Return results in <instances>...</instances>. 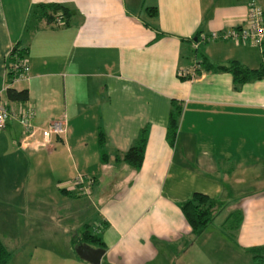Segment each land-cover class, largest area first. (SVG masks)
Segmentation results:
<instances>
[{
  "label": "crops",
  "instance_id": "0c3cea01",
  "mask_svg": "<svg viewBox=\"0 0 264 264\" xmlns=\"http://www.w3.org/2000/svg\"><path fill=\"white\" fill-rule=\"evenodd\" d=\"M256 1L264 10V0ZM47 2L67 6V21H28L33 6ZM248 2L0 0V102L7 55L18 47L27 53L28 78L11 85L28 90L33 124L65 121V132L38 149L20 145L16 121L0 129L8 264H92L76 253V225H92L101 237L100 264H264V249L249 250L264 248V77L235 88L231 73L202 64L205 57L257 68L264 52L234 40L192 44L242 24ZM192 65L193 77H179ZM173 101L182 111L171 145ZM141 129V166L115 160ZM79 172L89 180L73 187ZM195 192L225 203L219 225L230 212L241 214L231 238L211 223L192 240L179 204ZM87 207L94 221H77Z\"/></svg>",
  "mask_w": 264,
  "mask_h": 264
},
{
  "label": "trees",
  "instance_id": "16d2710c",
  "mask_svg": "<svg viewBox=\"0 0 264 264\" xmlns=\"http://www.w3.org/2000/svg\"><path fill=\"white\" fill-rule=\"evenodd\" d=\"M152 9L155 8L153 7ZM69 14L70 9L63 4L56 2L38 3L31 9L28 21H37L35 26L38 25V22L40 23L41 21H46L47 23L52 24L57 16L61 17L64 21H67V17L69 16ZM25 54L26 52L24 51V49L13 47V50L11 51L10 55H8L7 62L5 64L7 83L10 84L5 88L6 104L14 108L24 106L28 101V90L26 88L17 89L11 85V79L13 75L11 64L14 60H16L17 57L22 58L25 56ZM202 64L205 70L227 71L231 73L233 85L235 88H239L246 82L264 77L263 64H261L257 68L246 67L236 60H232L228 64H214L207 60L205 57L202 58ZM12 104H15V106H12ZM181 111V105L173 101L172 108L169 114L166 133L167 139L171 145L174 143L177 134ZM146 140V130L141 129L136 140L129 146L126 151L121 154H116L115 160L123 161L133 166L134 168H139L143 161ZM105 141V134L101 129H99L98 143L101 149L104 147ZM102 157L103 159L107 160V154L104 151L102 153ZM179 205L187 223L191 228V235L193 240L200 236L207 228V226H209V224L213 222L215 216L223 210L225 203L204 193L195 192L190 198L184 200ZM241 219L242 216L238 211L230 212L222 222V226L226 225L229 231L234 232L241 222ZM224 233L226 234V232ZM228 236L232 237L233 235L229 234ZM72 243L75 248L79 244H90L92 246H97L100 248L104 247L101 237L94 230L92 231L88 227H85L80 232L76 233L73 236ZM263 249V247H254L249 250L262 251ZM10 257V250L0 239V264H8Z\"/></svg>",
  "mask_w": 264,
  "mask_h": 264
},
{
  "label": "built area",
  "instance_id": "2783aa9c",
  "mask_svg": "<svg viewBox=\"0 0 264 264\" xmlns=\"http://www.w3.org/2000/svg\"><path fill=\"white\" fill-rule=\"evenodd\" d=\"M64 20L57 16L53 22L55 25H62ZM209 40H234L241 43H251L259 47L263 53L264 44V10L256 0H249L244 22L237 27L223 31H212L210 34H203L192 41L193 47L197 48L200 42ZM13 48L9 51L10 55ZM7 55V57H8ZM13 72L11 83L28 78L27 53L22 58H16L11 64ZM196 74L194 65L178 70L179 77L191 78ZM10 85L6 83L5 88ZM35 110L32 105L26 104L17 108L10 107L4 102H0V129H4L10 121H16L22 128V138L20 145L24 148L38 149L45 147L49 143L52 135H62L65 132V121L56 120L46 127L33 124ZM73 187H84V176L77 175L73 182Z\"/></svg>",
  "mask_w": 264,
  "mask_h": 264
},
{
  "label": "rangeland",
  "instance_id": "374dc122",
  "mask_svg": "<svg viewBox=\"0 0 264 264\" xmlns=\"http://www.w3.org/2000/svg\"><path fill=\"white\" fill-rule=\"evenodd\" d=\"M77 175H83L81 172H79V173H76ZM89 179L86 177H84V182H86V184H87V181H88ZM83 197H85L84 195H83ZM95 210H94V208L92 209V208H89V207H87L84 211H78L77 210V213H78V215L76 216L77 217V221H80V220H84V222H86L87 220H90L89 219V217H92V221H94V219L96 218V215H95V212H94ZM222 213L220 212V213H218L216 216H215V218H214V220H213V222L212 223H214L213 225H214V227L217 229L216 230V232H219V233H221V232H226V234H231V235H233V232H231V231H229V229L227 228V226L225 225V226H222V224L221 225H219V221H221L222 220ZM71 220H74V217H71ZM90 227H89V229L90 230H93L92 228V225H89ZM92 227V228H91ZM78 229H80V230H82V229H84L83 227H81L80 225H76V227H73L72 228V230H71V234H74V233H76V232H79V230ZM230 237V236H229ZM231 238V237H230ZM210 243H213V241L211 240L210 241Z\"/></svg>",
  "mask_w": 264,
  "mask_h": 264
},
{
  "label": "water",
  "instance_id": "95a60500",
  "mask_svg": "<svg viewBox=\"0 0 264 264\" xmlns=\"http://www.w3.org/2000/svg\"><path fill=\"white\" fill-rule=\"evenodd\" d=\"M78 256L92 264H100L101 258L104 254L103 248L92 247L87 244H79L75 248Z\"/></svg>",
  "mask_w": 264,
  "mask_h": 264
}]
</instances>
